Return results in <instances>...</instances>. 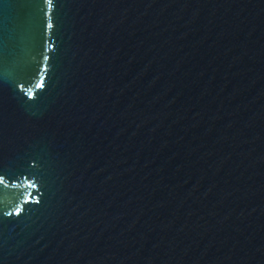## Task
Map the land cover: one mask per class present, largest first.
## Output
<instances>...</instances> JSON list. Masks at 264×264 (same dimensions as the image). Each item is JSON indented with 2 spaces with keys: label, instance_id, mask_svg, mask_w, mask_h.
<instances>
[{
  "label": "water",
  "instance_id": "1",
  "mask_svg": "<svg viewBox=\"0 0 264 264\" xmlns=\"http://www.w3.org/2000/svg\"><path fill=\"white\" fill-rule=\"evenodd\" d=\"M0 264H264V0H0Z\"/></svg>",
  "mask_w": 264,
  "mask_h": 264
}]
</instances>
